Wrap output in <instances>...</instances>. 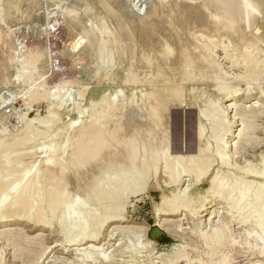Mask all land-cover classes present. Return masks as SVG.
<instances>
[{
	"label": "bare ground",
	"instance_id": "1",
	"mask_svg": "<svg viewBox=\"0 0 264 264\" xmlns=\"http://www.w3.org/2000/svg\"><path fill=\"white\" fill-rule=\"evenodd\" d=\"M127 1L128 0H121L119 2V5L116 3L118 8H115V4L114 6L109 4L110 6L108 8L113 15L114 13L115 14L120 13L122 16L125 17L122 23L116 21L118 25L116 30L112 29V27L115 26L116 23L115 25L108 23V26L106 28L108 29L109 24H111L112 27L110 26L111 27L110 29L112 30L108 29L109 32L106 31L107 35L103 34L105 35V37L103 36L101 37L99 36L101 33L100 34L98 33L100 28L97 29L98 31L95 30L97 31L98 34L94 32V28L92 29L93 32L91 31L92 33L91 36H89L90 37L89 42L92 43L90 44L91 46L93 45L92 47L96 46L95 47L96 52H94V54L95 53H98L97 55L101 54V51H104L103 48L105 47V44L108 43V41L109 42L111 41V43L112 44L114 43L117 49L119 47L120 52H122V54L128 53L129 51L128 57L136 58L138 60L137 58L138 54L136 53L138 52V50L135 51V48L140 44H138L137 42L136 35L140 36L145 31L150 39V43H148L150 46L149 49H151V51L153 50L157 51L156 52L157 55L156 57H154L155 54L153 51L154 56H150L153 57L150 60H152V63L154 61L153 63L154 70L150 72L151 76L144 80L151 82L150 80L152 81L161 80L163 79V77L167 78L166 76L167 74H165L166 72L164 68L166 67V65H169L173 67V70L168 72V74L170 73L169 81L170 79H173L175 77L182 79L181 81H183V83L180 81L179 85H173V84L172 85L163 84V86L162 85L159 86L158 84L157 86L149 85L151 86L150 87L151 89H149V91L147 92L150 91L152 92H150L151 94L150 93L147 94L149 95L148 97L149 99L145 97L146 98L145 101L148 100V102L147 101L146 103L144 102L145 104H147L146 107H148L149 113L147 111V108L144 107L145 105L142 104L147 111V113L145 112L147 115V117L145 116L146 122L141 121L145 117L141 119L140 117L138 118V116L137 117L134 116L133 113H131L129 117L127 115H124L123 107H121L122 105L118 107V105L116 106L115 103V106H109L107 103L108 108L105 107L107 106L105 105L104 107L106 109L103 108L104 111L102 109L103 112L100 115H98V117H95L94 119L93 117L94 115L93 116L91 115L92 117L91 119H94V121L93 120L89 121V123L87 121L86 123H84L85 125L83 124V127L80 126L81 128L79 127L80 129L79 128L77 129L78 132L76 130L77 142H76L75 152L74 153L72 152L73 151L72 148L71 152L73 153V155L71 156V159L69 157V160L71 161L66 162V160H68L67 159L68 157H66L65 160L63 158L65 163L63 161L61 162L60 159L62 158H60L58 161L57 156L59 155L61 156L64 153L63 154L60 153L59 155H57V152L55 151L56 153L54 152L49 157L47 156L48 158L45 159L44 163H41L39 165L34 164L33 167H30L25 172H23L22 176L20 175L19 178H17V175L15 174L16 178L14 179L16 180L13 179L14 180V181L12 180L13 182L10 183L11 177L7 176V178L9 177L8 179H10L9 181L7 179V181L10 184H7L6 178L0 180L1 193L2 192H4L5 194L8 193V191L5 189L7 185L8 186L10 185L9 188L10 187L15 188L13 190L10 188L13 193L11 192V190H9L10 195L11 196L13 195L12 197H10V200H7L9 194L5 195L4 193H2V196L3 197L6 196L7 198L3 199V197L1 196L2 199L0 200V225L12 221H21V222L27 221L33 225H37L38 227L46 226L50 228L51 226L52 228V226H54L55 223L57 222L60 228L59 229L60 233L63 235V238L65 239V241H67V243H74L76 241L77 242L85 241L84 244H87L88 242L91 241H97L100 238L102 234V228L105 226L106 223L112 221H118L121 218H124V211H125L128 195L130 194L136 195L139 193H143L145 191H149L150 189L152 191L153 189H159V188L163 190L165 186H169V185L177 187L180 184V182L183 180L184 176H189L190 179L187 178V181L189 180V183L187 186L185 185L186 186L185 189L183 190L181 189L180 191L178 189L168 190L169 191L168 193L167 191L165 192L166 190L165 189L162 192L161 202L157 204L158 206L156 208L157 210L156 217L163 215H175L177 214V212L181 210L182 211L185 210L189 212L191 217L199 216L200 214H203L206 210H208V208H210L207 207L208 205L205 202L210 198L213 200L218 199L219 201L221 200L224 203H226L227 206L223 208L225 209L228 208L226 210L229 211L227 212L218 211L217 217H219V219L213 224V227L211 226L209 227L210 228L209 230L207 231L205 230L207 227L205 228L204 226L205 221L202 220L198 225V227L195 230L193 229L196 236L202 239L203 241L202 243L206 246V250L205 251L202 250V252H200L195 258L191 259L190 257L189 258L187 257L188 258L187 264H192L193 262H195L194 264L197 263L216 264V263L230 262L231 254H229V251H231V248H233V246L235 247L236 244H244L245 247L246 245H248V247L254 248L255 246L254 243L257 242L259 245H261L260 248L261 253H264V164L262 163L264 162V158L263 161L261 162L263 164V167L261 168H258L260 167L259 166L260 164L258 163H257L258 167L254 166L255 163L254 164L252 163L253 166L256 168H254L252 165L249 166L250 167L252 166L253 168L250 167L245 168L247 166L246 164H244L246 165L245 167H242V165L241 167H237L236 165H233V163L231 162L233 161L232 159L233 155L231 156L230 148L232 149V147L235 146L236 143L233 144L230 137L235 134L233 133V128H231L229 123L230 121H228L226 115L229 107L225 108L226 106L223 105L224 106L223 108L221 106L222 99L219 98L218 96L222 94L219 92L222 91V89H224L222 87H224V85L226 84L225 83L226 81L224 80V76H226V74H228V76H231V74L229 75V72L225 70L224 67H222L217 62L218 61L217 52H219L218 51L219 48L224 49V53H225L224 56L228 57L230 55L228 54L229 49L232 50L233 48L232 47L229 48V45L225 43L224 39L226 37L231 38L230 42L235 44L236 51L234 52L233 50L234 53L231 52V54L232 53L234 54V57L233 59L231 57L230 62L232 66L243 63V66L245 68L244 72H242L241 74H237L232 78H234V80L235 79L240 80V79H248L252 77L253 78L261 77L264 75V31L263 30L261 31L258 28L254 27L256 21H258V19L263 17L264 0H156L155 4H153V7L154 6L159 8L168 7V10L167 8L164 9L168 12L167 15L165 16L166 19L164 18L163 19L164 21L166 20L168 22L170 26L169 29L165 27L160 28L158 26L159 24L157 23H156L157 25L151 24L150 26L148 22L143 20L144 9L140 8L139 10H137L134 9V7L133 8L129 7ZM102 14H104V12ZM148 18L150 19V17ZM114 20H117V18ZM125 21L126 23L128 22L129 24L128 29L127 27L124 28L123 26ZM257 24L258 23H256V25ZM91 25L87 26L90 28L89 30H91V27L93 26ZM248 27L251 28L249 33H248V29H249ZM128 35L132 39L128 37L130 42H128V40L126 39L128 42L126 43L125 39L123 38ZM156 37L157 38L164 37L166 39L165 40L166 42L164 44L162 43L154 44ZM133 38H135L136 40ZM122 40L125 41L126 43L125 46H121L123 42ZM125 43L123 42L122 45H124ZM155 45H157V48H154L156 47ZM107 47L110 48L109 46ZM111 53L113 54L114 52ZM139 53L142 54L141 52ZM103 54L106 53L102 52V55ZM113 56L112 59L114 58ZM95 58L97 61V56ZM125 59H127V57ZM226 59H229V57ZM122 60L123 59H121V62ZM129 60L128 62L130 63L131 61ZM148 60L146 58L145 62L148 63ZM136 61L134 62L135 64ZM134 63L132 61V63H130L131 66ZM197 63H199L198 67L195 66ZM177 65L180 66L183 65L182 69L181 70L179 69L180 71H176L174 69V67ZM128 67H127V71L132 69ZM136 70L138 69L136 68ZM136 72H133L131 70L127 72L124 78L123 79L121 78L123 83L126 84L131 79L133 80ZM140 77L141 74L138 77L139 80ZM208 77L209 79H212V81H215L214 82L215 86L214 83L211 84L213 85V87H215L214 91L212 93H208L210 89L209 90L207 89L208 90L207 92H203L201 89L198 88H195V90L192 89L193 93H192V99L190 101L192 107L197 106V108H199V113H203V107L206 106L205 104H208V107L209 105L211 106L209 108L210 110L209 114H211V116L209 115L210 116L209 122L212 123L213 121L212 123L213 126L219 129V131L217 129L218 134L213 135L212 138L210 137L211 139L214 138L215 140L214 143L216 144V147L213 146V140L211 141L206 139L207 128L201 123L200 125H198L199 128L197 129L198 130L197 138H199L198 142H200V145L197 148V150L195 151L192 150L188 154L178 153V155L171 156L169 154L168 149L166 148L168 144L166 142V139H168L167 135H169L167 131V128L169 126L168 124L169 121L167 122V120H169L168 115L170 114V109L174 105L181 106L183 105L184 102H186L185 101L186 99L183 98L184 96L183 94L187 82L190 81L193 82L202 78L207 79ZM224 91L225 90L222 91L223 94L225 93ZM141 93L139 95L142 97ZM134 95L133 97L135 100L136 97ZM139 95H138V99L134 101L136 102V104L137 101L140 99ZM202 100L203 101L207 100V101H204L205 104H203L204 102ZM136 104H134V106ZM138 106L142 107L141 105ZM234 106L237 107L238 104L236 103ZM206 108L204 110L208 109ZM135 110L137 111V108ZM238 111H239L238 113L245 115L243 116V118L250 117L246 107L243 108L242 106H240L238 107ZM51 114L54 115L53 113ZM203 115H205V118L207 117L206 114ZM217 115H218V119H217ZM123 117L127 121H129L128 125L126 126H124L125 122ZM246 120H244L245 121L244 128L241 130L240 135L242 139L243 138L246 139L245 138L246 135L248 136L249 134L250 137L248 136L249 138L247 139V141H248V145H251L255 143L254 139L252 138L254 137L253 136L254 134H252L251 137L249 132L251 130L250 128H253V126L248 119ZM73 125H76V123ZM210 130L211 129H209V131ZM30 131L33 130H29L27 132ZM118 133H120V137L119 135L117 136ZM224 135L228 136V138L225 140H223ZM67 137L68 136H66V138ZM76 140L74 139L73 142L75 143ZM15 142L12 141V143ZM237 144L239 145V143ZM73 145L74 144L68 145V147L69 146L73 147ZM13 149L12 151H14ZM24 151L25 150L23 148L21 153H24ZM3 152L4 151H2L1 153ZM8 152L11 151L8 150L6 154H8ZM19 152L20 151H18L17 153L15 152L16 154L15 153L14 154L17 155L19 154ZM68 153H70V151ZM69 155L70 154H68V156ZM1 156L0 159L2 160L0 162L3 161V157L7 159V155L3 156L2 158ZM9 158L10 157L8 156V160ZM16 159L17 160L19 159L21 161L20 158H16ZM16 161H13L12 163L14 164L15 162L17 163L16 165H19L18 162ZM2 163H0V167L2 165H5L6 163L11 164V162L7 160L4 164ZM235 163L239 164L236 161ZM7 164L6 166H8ZM180 166H182V168H180ZM249 169L251 170L248 171ZM78 173L81 174L80 177L81 179L80 178H76V179H80L79 183L80 181L82 182V184L80 183L81 184L80 187L82 186L81 189L83 192V196H81L80 199L78 198L76 199L75 198L76 195L70 196V199H72L71 197L74 196L73 199H76L77 202H75L74 204L76 207L74 213H72L73 210L71 209L72 211H70L71 213L69 214L68 208L70 209V207H68V205L70 204V202L73 201V199L72 201H70L69 195L67 196L66 186L69 187V185L73 183V182L70 183L68 181L70 179L69 177L73 175L72 176L73 179L71 180L75 181L74 178L79 176ZM75 174H77L78 176H76ZM66 181H68L69 183H67ZM205 182L207 183V187H205V189H202L197 192L195 191L198 189H196L195 191L193 190V186L198 184L204 185ZM12 184L14 185L13 187L11 186ZM75 186H79V184L76 182ZM4 189L7 193L3 191ZM71 204L69 206H71ZM74 205H73V209H74ZM64 207H66L68 211L65 210ZM233 219L237 220L238 224L246 228L244 234H241L240 232L236 233L235 231L236 229L233 228L232 225V221H234ZM169 221H173V220L170 219ZM249 225H251V228L248 227ZM162 226H166V224H162ZM12 237L15 239H17L16 237H18L20 239V235L16 234V235H11V237L8 238V240L11 239ZM90 246L93 248L91 249L93 251L88 252V255L86 256L84 255L85 257H92L93 260H97L101 258L104 261H106L109 258V256H107L105 253L104 254L98 253L99 251L98 252L96 251L97 248L94 245H90ZM175 249H176L175 252H172L170 256L168 255L169 258L165 256V258H160L162 259L160 261L165 264H174L176 261L182 259L185 256L184 252L186 250V246L180 243L179 245L177 244V246H175ZM34 250L35 248L33 249V251ZM31 251L32 250L27 251L21 249L20 247L16 250L15 259L18 260L20 259L22 260V262H26V263L34 261L33 259H35L36 257H34ZM2 254L3 251L0 252V264H2V260H3ZM84 256L82 257L84 258ZM35 264L38 263L35 262Z\"/></svg>",
	"mask_w": 264,
	"mask_h": 264
},
{
	"label": "rangeland",
	"instance_id": "2",
	"mask_svg": "<svg viewBox=\"0 0 264 264\" xmlns=\"http://www.w3.org/2000/svg\"><path fill=\"white\" fill-rule=\"evenodd\" d=\"M113 1L112 0H99V1L96 0H0V141H1L0 153L4 151L3 153H1V155L2 154L3 155L0 156L2 158L3 156L7 155V159L3 157V161H2L3 163L2 162L0 163L4 164L6 160L11 162V164L6 163L8 166H6L5 164L0 167V180L6 178L7 184H10L14 180H16L14 179L16 178L15 177L16 175L17 178H19L20 175L22 176L23 172H25L30 167H33L34 164L39 165L41 163H44L45 159H47L55 151L57 152V155H59L60 153L61 154L64 153L63 154L64 156L61 155L62 157L60 155H59L60 157L57 156L58 161L60 158H62L60 159L61 162L63 161L65 163L64 160L66 159V157H68L67 158L68 160H66V162L71 161L69 160V157L71 159V156L75 152L76 142H77L76 133L78 132L77 129L80 126L83 127V124L86 123L87 121L88 123L89 121L92 120L94 121L95 117H98V115H100L104 111V109H106L105 107L108 108V105L115 106L116 103V106L118 105V107L122 105L121 107H123L124 115H127L129 117L130 114L133 113L134 116L136 117L138 116V118L140 117L142 119L145 116L147 117L146 115L147 111L149 113V109L148 107H146L147 104H145L146 101L148 102V100L145 101V99L146 98L149 99L148 98L149 95L147 94L152 92V91L147 92L149 91V89H151L150 88L151 86L149 85L157 86L158 84L159 86L160 85L163 86V84L164 85L180 84V81L182 79L179 78L174 77L169 81L170 73L168 74V72L173 70V67L169 65H166V67L164 68L166 72L165 74H167L166 75L167 78L163 77V79L160 78L161 80H153V81L150 80L151 82L144 80L149 78L151 76L150 72L154 70L153 69L154 61L152 63V60H150L153 57L150 56H154L155 54L154 57H156L157 55L156 53L157 51L153 50L154 51L153 54V51L149 49L150 46L148 43H150V39L145 31L140 36L136 35L137 42L138 44H140L135 48V51L138 50V52H136L138 54L137 57L138 60L136 58L128 57L129 51L128 53L125 54L123 53L125 55L124 56L122 52H120L119 47L117 49L114 43L112 44L111 41L110 42L108 41L109 44L108 43L106 44L110 48H108L105 44L106 48L105 47L103 48L104 51H101V54H99L100 57L99 55H97L98 53H95L97 56V61H96L95 58L96 56L94 54V52H96L95 50L96 44L94 45L95 47H92L93 45L92 46L90 45L92 43L89 42L90 39L89 36H91V33L93 32L92 29L94 28V32L97 33L98 31L97 29L100 28L98 33L101 34L99 36L105 37V35H107L106 31L109 32V30L117 29L118 25L116 21L122 23V21H124L125 19V17L122 16L120 13L119 14L114 13V15L111 13L108 7L110 5L114 6L115 4V8H118L116 3L119 5V2L121 0H117V1L113 0ZM155 2L156 0H128L127 4L129 7L132 8L134 7V9L137 10H139L140 8L144 9L143 20L148 22L150 26L151 24L152 25L159 24L158 26L160 28L165 27L169 29L170 26L168 22L166 20L164 21V19H166L165 16L167 15L168 12L164 9L167 8L168 10V7L166 8L165 7L159 8L155 6L153 7V4H155ZM103 12L104 14H102ZM115 17L117 18V20H114L116 19ZM148 17H150V19ZM262 22L264 23V14L263 17H261L260 19H258V21H256V23L258 24L256 25L255 23L256 26L254 25V27L258 28L261 31L262 30L264 31V25ZM87 23L89 25L91 24L93 25V26L91 25L92 26L91 30H89L90 28L87 27L89 26ZM108 23H111L112 25H115L116 23L115 25L116 28L115 26H113L114 27L113 28L112 25L109 24L108 27L109 30H108L106 28L108 26ZM110 26L112 27V29H110L111 28ZM123 26L124 28L127 27L128 29L129 26L128 22L126 23L125 21ZM250 29L251 28L248 29V33L250 32ZM128 37L129 35L123 38L125 39L126 43L130 42L129 40L130 37L129 38ZM126 39L128 40V42ZM156 39L154 44L157 43L164 44L166 42L165 41L166 39L164 37L162 38L156 37ZM224 40L225 43L229 45V48L232 47L233 49L230 50L228 48L229 49L228 54L230 55L228 56L229 59H226L228 57L224 56L225 55L224 49L219 48L218 49L219 52H217V56H218L217 62L222 67H224V69L227 70L229 72V75L231 74V76H228V74L224 76V80L226 81L225 82L226 84L224 83L225 85L224 87H222L224 88L222 89V91L225 90L224 91L225 93L223 94V92L220 91L219 93H222L223 95L221 94L218 96L219 98L222 99L221 106L223 108L224 106H226L225 108L229 107L226 115L228 121H230L229 123L231 128H233V133L235 134L230 137L232 143L233 144L236 143V145L233 146L232 149L230 148V153L231 156L233 155L232 159L234 161L231 162L233 163V165H236L237 167H241V165L242 167H245L247 165L245 168L247 167L249 168L250 167L249 165L253 166L254 163L256 164V165L254 164V166L258 167L257 166L258 163L260 164L259 165L260 167L258 168H261L263 167L264 164V162H262L264 158L263 157L264 156V75L261 77H254V78L252 77L253 79L252 78L240 79V80L235 79L236 80L235 81L234 78L232 77L244 72L245 68L243 66V63L239 64L240 66L239 65L232 66L230 61H231V57L232 59L234 57L233 53L236 51L235 50L236 46L235 44L230 42L231 38L226 37ZM125 41L123 42L125 43ZM126 43L124 45L121 44V46H125ZM155 46L156 47L154 48H157V45ZM102 52L106 54L102 55ZM111 52L114 53L112 54ZM139 52H141L143 55L140 54ZM231 52L233 53L231 54ZM144 53H146L147 55ZM101 55L104 58H102ZM140 55H142L144 58ZM112 56L114 57L113 59ZM126 57L127 59H125ZM145 57L147 58V60L150 57L149 58L150 62L149 60L148 63L145 62L146 61ZM128 58L131 60H129ZM121 59H123L122 62ZM134 59L135 61L137 60L136 64L134 63L135 62ZM128 60L131 61L130 63H132L133 61L134 64H132L131 66ZM135 65L138 70H136ZM128 66L132 69L135 68L133 70L130 69L131 71L133 72L137 71L138 74L139 73L141 74L140 80L138 79L140 74L138 75L136 72L133 80L131 79L126 84L123 83L122 79L124 78L125 74L130 71V70L127 71ZM182 66L183 65L181 66L177 65L174 67V69L176 71H180L182 69ZM195 66L198 67L199 63H197ZM143 73L144 74L146 73L145 75L148 77H146ZM141 78L143 79V81ZM208 79L209 77L207 79L206 78L199 79L201 81L199 80L193 81L194 83L192 81L187 82L183 94L185 96V97L183 96V98L186 99L185 100L186 102H184L183 105L181 106L176 104L177 106L174 105L170 109V114L168 115L169 120H167V122L169 121L168 123L169 126L167 128L169 135H167L168 139H166V142L168 143L166 148L168 149L169 154L171 156L178 155V153L188 154L192 150L194 151L197 150V148L200 145V142H198L199 138H197L198 137L197 129L199 128L198 125H200L201 123L207 128L206 139L211 141L213 140V146L216 147V144L214 143L215 141L214 138L213 139L211 138L213 137V135L218 134L219 129L213 126L212 124L213 121L212 123L209 122L211 116V114H209L210 112L209 108L211 106L209 105L208 107V104H205L204 101L207 100L204 101L202 100L204 102L202 103L205 104L206 106L203 107V113H199V108H197V106L196 107L193 106L194 107L193 109L190 101L192 99V93L193 90H195V88L201 89L203 92H207L210 89L208 93H212L214 91L215 87H213V85L211 84H213L215 81H212V79L209 80ZM163 80H165L166 83ZM181 82L183 83V81ZM135 89L138 90L136 91ZM134 90L137 93H135ZM143 91L144 93L146 92L147 93L144 94ZM60 92L61 94L62 93L64 94L61 95ZM132 92L137 96L134 95ZM140 93L144 98H142L139 95ZM54 94H56L57 96ZM131 94H133L136 97L135 100L133 95ZM138 95L140 99L141 98L143 99V101L142 99L141 100L139 99L136 104V102L134 101L138 99ZM234 103L235 104L237 103L238 106L237 107L234 106L235 105ZM134 104L136 105L134 106ZM142 104L145 105L144 107L147 108V111ZM128 105L130 106V108ZM138 105H141L143 108L139 107ZM240 106H242L243 108L246 107L247 112L250 115L249 117L250 119L243 118V116L245 115L238 113L239 112L238 107ZM136 108L137 111L135 110ZM205 108L207 110H204ZM51 113H53L54 115H52ZM56 114L58 115V117ZM200 114L202 115L206 114L207 117L205 118V115H203L204 116L203 118V116ZM91 115L92 116L94 115L93 116L94 119H91L92 118ZM146 117L144 118L145 120L144 119L142 120L140 119V120L142 122L143 121L146 122ZM123 119L124 122L126 123L125 124L123 122L124 126L128 125L129 121H127L124 117ZM217 119H218V115H217ZM246 119H248L253 126V128H250L252 132L250 129L249 132L251 137L252 134H254L253 136L255 138L254 137L252 138L254 139L255 143L251 145H248V141H247V139L250 137L249 134H248L249 137L246 135L245 137L246 139L244 138L242 139L240 135L241 130L244 128V123H245L244 120ZM75 123L76 125H73ZM209 129H211L212 131L211 130L209 131ZM26 130L27 131L33 130V131H30L32 132L30 133L27 132ZM118 135L120 137V133H118L117 136ZM66 136L68 137L66 138ZM227 138L228 136L224 135L223 140ZM74 139L76 140L75 143L73 142ZM12 141L13 142L16 141V142L12 143ZM237 143H239V145ZM67 144L68 145L74 144V145L73 147L71 146L68 147ZM23 148L26 152L24 151V153H21ZM30 148L33 150L36 149L37 151L36 150L33 151ZM61 148L62 149L65 148V149L62 150ZM12 149L16 153L20 151L19 154L15 155L16 153L12 151ZM8 150L11 152H8V154H6ZM67 150H69L70 153H68L69 151ZM68 154L70 155L68 156ZM8 156L10 157L9 160H8ZM16 158H20L21 161L19 159L17 160ZM1 160L2 159H0V161ZM12 160L13 161L17 160L16 162H18L19 165H16L17 163L15 162L13 164ZM235 161L239 164H236ZM252 166L250 168L254 167ZM180 168H182V166H180ZM250 170L251 169H249L248 171ZM80 173H78L79 176L75 174L76 176H78L74 178L75 181L71 180L73 179L72 177L73 175L69 177L70 179L68 181L70 183L73 182L70 185L67 184L69 185V187L66 186L67 187L66 193L67 196L69 195V199L70 196L72 195L74 196L76 195L75 196L76 199L77 198L80 199V197L83 196V192L81 189L82 186L80 187L82 182L80 181L81 184L79 183V180L81 179ZM7 176L11 177L10 183L8 182L10 179H8L9 177L7 178ZM76 178H80V179H76ZM187 178L190 179L189 176H184L183 180L180 182V184L177 187L169 185V186H165L163 190H161V188L153 189V191L150 189L151 191L150 190L145 191L143 193H139L136 195L135 194L128 195V199L126 201V206L124 211V218H121L118 221H112L106 223L105 226L102 228V234L100 238L97 241H91L88 242L87 244H84L85 241L82 242L76 241L74 243H67V241H65V239L63 238V235L60 233L59 230L60 228L57 222L55 223L54 226H52V228L51 226L50 228L46 226L38 227L37 225H33L27 221L24 222L12 221L2 224L0 225V252L3 251L2 264H31V263L35 264V262H37L38 264H82V263L83 264H149V262L150 264H165L160 261L162 260L160 258H165V256L169 258L168 255L170 256L172 252H175L176 251L175 246H177V244L179 245L180 243L186 246V250H185L186 253L184 252L185 256L182 259L176 261L174 264H187V259L189 257L191 259L195 258L200 252H202V250L203 251L206 250V246L202 243L203 242L202 239L196 236L193 229L195 230L202 220L205 221L204 226L205 228L207 227L205 229L207 231L210 229L209 227L210 226L213 227V224L219 219V217H217L218 211L221 212L229 211L226 210L228 208L226 209L223 208L227 206L226 203H224L221 200L219 201L218 199L213 200L210 198L205 201L206 204L208 205L206 206L210 208H208V210H206L203 214H200L199 216L191 217L189 212L185 210L183 211L181 210L177 212V214L175 215H163L156 217L157 216L156 208L158 206L157 204L161 202L162 192L165 189H166L165 192L167 191V193L169 192L168 190L178 189L180 191L181 189L182 190L185 189L189 183V180L187 181ZM68 181L66 182L69 183ZM76 182L79 184V186H75ZM13 184L11 185L12 187L14 186ZM9 186L7 185L5 188L8 191V193L5 191V189L3 190L7 194L2 192L5 195L9 194L7 200H10V197L13 196L10 195L9 190L15 189L11 187L10 189ZM205 187H207L206 182L204 183V185L198 184L193 186V190L195 191L196 189H198L195 191L197 192L202 189H205ZM2 193L0 195V200L3 197ZM74 196L71 198L73 199ZM4 198L7 197L5 196L3 197V199ZM72 199H70V201H72ZM76 199H73L72 201L73 203L70 202V204L72 203L71 204L72 208L71 206H69L70 204L68 205V207H70V209L67 207L69 211L66 209V207H64L69 214L71 213L70 211L72 210H73L72 213H74L76 209L74 205L75 202H77ZM73 205H74V209H73ZM170 219L173 221H169ZM233 220L234 221H232V225L233 228L236 229L235 230L236 233L240 232L241 234H244L246 228L238 224L237 220L235 219ZM207 221L209 224L207 223ZM162 224H166V226H162ZM248 227L251 228V225H249ZM16 234L20 235V239L16 237L19 240L13 237L8 240V238H10L11 235H16ZM14 242L16 245L14 244ZM17 245H19L21 249L27 251L32 250L31 252L33 253L34 257H36L35 259H33L34 261L31 262L28 261L29 263H26V262H22V260L20 259L19 260L15 259L16 250L20 248ZM90 245H94L97 248V249L95 248L96 251L97 252L99 251L98 253L101 254L105 253L107 256H109V258L106 261H104L101 258L97 260H93L92 257H85L86 255H88V252L93 251L91 250L93 248ZM254 245H255L254 248H250L248 247V245H246L245 247L244 244H236V246L235 247L233 246V248H231V251H229V254H231L230 255L231 261L223 262V263L224 264H264V253H261L260 250L261 245H259L257 242H255ZM34 248L35 250L33 251ZM82 256H84V258ZM194 263L195 262H193L192 264ZM223 263H216V264H223ZM211 264H215V263H211Z\"/></svg>",
	"mask_w": 264,
	"mask_h": 264
}]
</instances>
